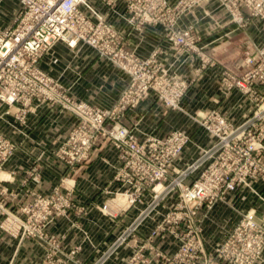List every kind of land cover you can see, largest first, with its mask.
<instances>
[{
    "label": "rangeland",
    "instance_id": "rangeland-1",
    "mask_svg": "<svg viewBox=\"0 0 264 264\" xmlns=\"http://www.w3.org/2000/svg\"><path fill=\"white\" fill-rule=\"evenodd\" d=\"M209 1L216 6L215 17L226 16L232 32H222L224 27H220L217 19L219 24H215V29L212 28L213 22L212 26H205L206 38L199 35L195 24H181L184 17ZM170 5H174L177 13L184 12L174 24L175 29L173 25L168 30L161 26L164 29L162 38L180 55L165 67L157 57L158 50L147 57L134 52L139 60L155 65L149 68H158L154 72L149 70L148 79L145 78L147 73L143 72L142 76L141 72L130 88L127 86L129 75L123 72L125 85L109 107L87 103L106 114L105 132L88 133L89 129L96 127L90 120L85 133L69 136L71 129L78 126L79 119L66 111L73 119L67 134L59 138L48 135L36 139L26 130L32 110L21 123L16 118L15 109L0 101L5 105L4 112L12 118V125L20 127L16 132L7 130L12 134L0 130L15 147L0 178V192H8L0 194V205L3 202L9 213L8 217L0 212V264H62L65 255L72 253L71 259L74 260L75 256L79 264H264V133H260V128L264 127V44L250 29L249 34L245 32L251 21H264L251 18L243 1L237 3L238 16L245 19L240 25L235 20L233 4L227 0H171ZM9 6L11 10L16 8L17 0H10ZM114 18V15H108L110 22H114ZM145 26L152 25H144L139 30ZM180 30L189 32L190 36L181 42L174 41L171 32ZM217 31H221V35H215ZM233 32L240 33L237 39L234 37L230 44L223 43L232 38ZM123 40L125 45V38ZM58 43L64 45L54 47ZM67 47L81 48L70 47L59 40L39 62L40 69L61 85L59 92L62 95L66 92L75 102H84L75 98L83 90L86 91L83 95L97 97L113 89V83L103 81L94 68L88 70L90 79L83 81L74 77V83L68 82L90 58L76 57L75 52L65 49ZM213 47L219 48L215 51ZM125 48L129 50L126 45ZM48 54L53 58L59 55V59L55 63L50 61L51 56L47 58L43 70L41 62ZM215 68L219 69L216 71ZM211 71L216 74L211 76ZM52 72H59L63 81ZM214 77L220 84V93L248 102L249 112L228 117L230 138L235 146L231 156L218 159L211 175L203 171L204 167L193 170L185 183L192 185L196 179H219V176L240 181L232 192L214 200L211 208L203 207L195 216L184 217L177 232L172 228L177 226L178 204L184 201L178 184L180 178L172 172L166 179L156 181L152 175L148 183L143 184L146 185L144 189L139 190L143 193L141 203L132 206L130 200L136 192L133 162L127 153H123L125 147L115 146L119 142L114 135L116 129H126L128 135L144 144L148 136L165 138L174 131H183L191 141L176 164L180 171L185 170L204 150L219 141L201 127L209 109L203 111L194 107V104L208 102L206 97H210V83ZM202 79L205 82L200 87ZM145 84L150 86L149 93L135 103ZM34 103L65 111L44 100ZM34 105L38 106L32 104L30 108L33 109ZM150 105L155 109L147 111ZM135 110L138 116L128 119ZM254 126L258 129L253 132ZM64 149L72 150V156L69 155L71 163L68 155L61 151ZM7 162L15 165L6 167ZM19 174L21 178H17ZM162 187L165 190L160 197ZM86 193L103 198L90 202L89 206L82 199ZM65 210L66 216L57 214ZM134 211L136 213L131 215ZM167 214L169 223L165 226ZM91 216L95 217V222L85 227L84 221ZM104 219L115 224L105 223ZM94 239L100 244L99 241L93 243ZM58 246L63 253L56 252ZM2 249L6 258H1ZM49 249L51 252L47 258L45 251ZM87 255L91 258L88 263Z\"/></svg>",
    "mask_w": 264,
    "mask_h": 264
},
{
    "label": "built area",
    "instance_id": "built-area-1",
    "mask_svg": "<svg viewBox=\"0 0 264 264\" xmlns=\"http://www.w3.org/2000/svg\"><path fill=\"white\" fill-rule=\"evenodd\" d=\"M124 1L127 2L124 10H119V3ZM227 1L233 4L236 12L235 20L239 25L245 21L241 18L242 16H238L237 3L239 1H243L251 18L264 21V0ZM19 2L20 8L11 25L4 29L0 28V101L15 109L16 118L21 123L31 112L30 106L32 107L34 101L44 100L52 105L57 104L56 106L62 107L79 119L78 126L71 129L69 136L73 133L76 135L85 133L90 127V120L96 127L94 130L89 129L88 133L97 132V130L105 132L107 127L105 128L104 125L107 116L100 109L93 108L85 102H75L66 92L64 94L61 91L64 94L62 95L59 92L61 85L39 67L42 55L59 40L66 42L70 47L78 46V44L86 45L92 48L99 57L112 62L122 72L129 75L127 86L130 88L136 83L135 79L141 72L142 76L143 72H146L145 78L148 79L149 70L154 72L158 67L149 68L154 64L139 60L133 51L125 48L124 34L108 20V15H115L124 20L130 28L137 30L144 25H160L168 30L172 25L175 29L177 19L184 12L177 13L169 0H97L99 5L105 8V13H101L87 0H19ZM180 31L171 32L174 41L181 42L190 36L189 32ZM149 91L150 86L145 84L142 92H138L135 103L138 98L147 96ZM206 112L205 118L203 117L205 121L201 127L205 128L209 134L218 137L219 141L201 153L197 161L193 163L195 166L192 164L183 171L177 168L176 160L186 144L191 141L188 134L183 131H174L165 138L148 136L144 144H140L133 135H128L129 132L126 129L127 132L118 128L114 135L119 142L115 146L125 147L123 153H127L133 162L136 192L130 200L132 206L141 203L143 193L139 190L144 189L146 185L143 184L148 183L152 175H154L152 179L156 181L166 179L172 172L180 178L178 184L181 187V197L184 201L178 204V214H176L178 222L175 223L177 226L172 228V230L177 229V232H179L180 225H183L181 221L184 217L195 216L203 207L211 208L214 200L221 199L225 193L232 192L240 181L233 177L222 179V176H219V179H196L192 185L185 183L188 175L201 167H204L205 173L211 175L212 169L219 162L218 159H228L235 147L230 138L231 125L228 117L215 108ZM257 129L258 126H254L251 131H257ZM262 131L264 133V127L262 130L260 128V133ZM122 142L124 144H121ZM260 147L262 148V144ZM61 151L68 155V162L71 163L69 155L72 150ZM14 152V145L0 132V178L5 162ZM164 190L165 188L160 191V197H163ZM1 193L6 195L8 192L2 190ZM66 210L57 214L66 216ZM0 212L9 217L3 202L0 205ZM53 217H56V214ZM168 219L169 214L165 217V226L169 223ZM48 252H51V249L45 251L47 258ZM56 252L63 253L59 250V246ZM73 254L65 255L64 260L61 261L62 264H79L76 263L78 261L75 256L74 260L71 259Z\"/></svg>",
    "mask_w": 264,
    "mask_h": 264
},
{
    "label": "crops",
    "instance_id": "crops-1",
    "mask_svg": "<svg viewBox=\"0 0 264 264\" xmlns=\"http://www.w3.org/2000/svg\"><path fill=\"white\" fill-rule=\"evenodd\" d=\"M87 1H89L90 3L95 5L101 13L106 12L105 8L103 6H100L99 3L97 2V0H87ZM169 1H171V0H169ZM9 5H10V0H0V28L1 29H4V28L8 27L9 25H11L16 13H17V9L20 8L19 0H17L16 8L11 10ZM118 8H119V10H124L123 2L119 3ZM215 15H216V6L213 4V1L212 2L209 1L207 3V5L197 7L193 12H191V14L184 17V19H182L181 24L182 25H186V23L195 24L199 35H201V37H204V38H206L208 36L205 32V26L207 24L212 26V22L214 23L212 28H214L216 26L215 24L220 23V27L221 28L224 27L223 29H221L222 32L223 31L226 32L227 30L230 31L231 29L228 26L226 16L222 17L220 15V17H215ZM215 19H217L219 23ZM113 20H114V22L112 21V23L114 24V26L121 33L124 34V38L126 40V42H125L126 47L130 51H133L136 54H138L140 57H147L153 51L158 50L159 51L157 54L158 59L160 60V62L163 66L165 65V67H167L171 63L172 60L176 59L178 57V55H180V54H177L174 51V49L167 43V41H165L162 38L163 37L162 33H163L164 29L160 25L145 26V28H143L142 30H136V29L130 28L124 20L119 19L116 16ZM249 29L251 30L253 35H257V37L260 38L261 44H264V23L261 21H258V20L251 21L249 27H247L245 30V32L247 34H249ZM221 31H219V32L217 31V33L215 35H217V34L221 35V33H222ZM230 32H232V31H230ZM232 34H233L232 38L223 42V43L227 42L230 44L232 42L231 40L234 37L237 39V37L239 36L240 33L239 32H233ZM62 45H64V44L58 43L54 47H57V46L62 47ZM76 47H81V48L70 49L67 47L65 49H67L69 52H75L76 57L77 56L78 57L89 56L87 58H90V59H88L86 61V63H90V64L87 65L85 63V65L80 70H78V73H75L73 75L72 79L69 80L68 82L74 83L75 82L74 77H78V79L83 80V81L90 79L91 76H89V75L91 73L88 72V70H89V68H94V69L98 70L97 72H99V75L103 81H105L107 84H108V82L113 83V89L108 91V92H105L104 95H98L97 97L83 95V93L86 92L85 90H83V91L79 92L80 96L77 95L76 97L75 96L74 97L79 101H84L88 104H91V105H94L97 107H109V106H111L115 102V100L117 99V96L119 95L122 87L125 85V81H126L125 74L118 67H116L112 62H110L104 58H100L96 54V52L93 49H91L90 47L83 45V44H79ZM218 48L219 47H217V48L213 47V49H215V51ZM50 56L52 57V60H50L52 62L56 63L57 62L56 60L59 59L58 58L59 55L58 56L56 55V58H53L52 54L51 55L48 54L45 57L44 61L41 62V68L43 70H45L44 69L45 64H46L45 61ZM72 62H74V61H72ZM87 66H88V68H87ZM217 69H219V68H215L214 70L217 71ZM216 71H213V72L211 71L210 72L211 76H214L216 74ZM52 75H54L56 78H59L63 81L62 76H61V74H59V72L53 73ZM78 79L76 82H78ZM204 82H205L204 79H202V81H200L199 86L203 87L201 85H203ZM210 87H211L209 89L210 90V93H209L210 97H206L208 102L206 104H194L195 108L203 109V111L207 110V109H213V108L219 109L227 117H231L233 114L243 116L244 113L249 112L248 111L249 110L248 102L244 101L243 99H240L238 101L236 99H232L231 96H227V95L224 96V95H222V93H220V90H219L220 84L218 82H216V77H214L211 80ZM149 101H151V100H149ZM34 104H37L38 106H35V105L33 106L32 112L30 113V115L28 117V124H27L28 127L26 128V130L29 132L30 137H34L36 139L37 138L41 139L42 137H46L48 135H55L56 137H58V136L61 137V135L67 134L68 129L70 127V124L73 120L72 116L69 113H67L66 111H61L59 109H55V108H48L44 104H40V103H34ZM3 107H5V105L0 103V130L7 131V130L13 129V131L16 132L17 129H20V127H18L16 124L12 125V122H11L12 118L10 117L9 114H6L4 112ZM154 109H155L154 106L150 105L147 111H152ZM136 110L134 111V113H132V115L130 114L128 116V119H129V117H132V119L133 118L135 119V117L138 116L137 115L138 112ZM128 119H126L125 121H126V123L129 124ZM141 126H143V125H141ZM1 127H2V129H1ZM21 129L24 130L22 127H21ZM7 133H10V132L7 131ZM10 134H12V133H10ZM195 146L197 147L198 143H196ZM189 149H188V151H189ZM116 162H117V160L115 161V163ZM11 165H15V164L12 162L6 163V167L7 166L10 167ZM17 178H21L20 174L17 175ZM102 198H103V196L96 195L95 193L93 195L91 193H88V194L86 193V195H83L82 199L85 200L86 203L90 206V202H97V201H100ZM129 212H130V210L127 213H129ZM127 213H125V216ZM135 213H136V211L132 212L131 215H133ZM91 217H92L91 219L86 218V220L84 221L83 224L85 227L87 224L95 222V220H96L95 217H93V216H91ZM109 220L104 219L102 221H104L105 223H111L112 225L115 224V222H109ZM146 224H149V223L146 221ZM146 228L147 227H145L143 229V231L146 230ZM97 241H99V240L94 239L93 243H97ZM99 244H100V241H99ZM161 244H162V242L160 243V245ZM86 248H88V247H86ZM3 257L6 258V252L3 251V249H2L1 250V258H3ZM90 259L91 258H88V255H87V263H88V260H90ZM85 260H86V258H85ZM112 263H114V262H112ZM118 264H120V263H118Z\"/></svg>",
    "mask_w": 264,
    "mask_h": 264
},
{
    "label": "bare ground",
    "instance_id": "bare-ground-1",
    "mask_svg": "<svg viewBox=\"0 0 264 264\" xmlns=\"http://www.w3.org/2000/svg\"><path fill=\"white\" fill-rule=\"evenodd\" d=\"M115 205H118V203H115Z\"/></svg>",
    "mask_w": 264,
    "mask_h": 264
}]
</instances>
